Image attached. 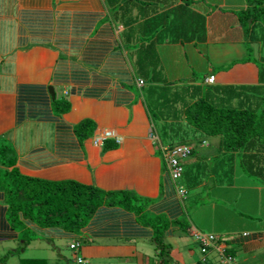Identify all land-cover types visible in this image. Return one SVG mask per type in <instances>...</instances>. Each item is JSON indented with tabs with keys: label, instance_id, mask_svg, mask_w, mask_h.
Returning a JSON list of instances; mask_svg holds the SVG:
<instances>
[{
	"label": "crops",
	"instance_id": "1",
	"mask_svg": "<svg viewBox=\"0 0 264 264\" xmlns=\"http://www.w3.org/2000/svg\"><path fill=\"white\" fill-rule=\"evenodd\" d=\"M105 3V0H0V138L14 146L15 167L25 175L50 181L74 180L106 191H126L140 204L146 201L143 213L186 218L192 229L207 231L198 224L207 225V217L211 216L210 231L228 239L227 246L235 252L233 264H264V180L255 173L252 178L247 177L238 158L241 151H226L220 137L214 141L209 137L205 138L207 145L193 142L198 145L197 155L185 164L181 180L187 188L196 174L203 172L198 186L189 190L188 198L193 203L180 200L162 155L165 143L160 138L159 126L145 103L143 88L147 81L143 78L145 85L139 84L141 77L136 73L132 49L126 47L122 36L126 27L112 17ZM180 4L182 0L172 5L160 3L156 14ZM153 14L140 18L139 22L154 18ZM167 19L173 20L172 16ZM208 31L203 40L196 34L191 40L160 41L161 60L164 55L180 56L187 44H194L195 50L196 45H206L209 71L211 62L220 66L229 62L227 56L231 54L239 59L246 56L241 41H211ZM164 47L162 52L160 48ZM167 60L172 62L171 58ZM162 64L163 72L169 76L166 61ZM244 64L238 61L235 67L224 70L229 77L223 78V71L218 75L212 72L215 83L257 84L258 68L250 62ZM248 67L255 73L253 83L243 79ZM206 79L186 83L200 85ZM169 82L185 83L178 79L176 83ZM56 98L69 100L70 109L60 114L54 112L52 102ZM84 119L93 120L95 129L81 138L75 127ZM105 129L114 130L122 141L108 140L95 145L94 136ZM244 154L264 160V151L249 149ZM212 159L214 163L209 165ZM250 161L255 163L256 156H250ZM199 211L207 216H201L197 224ZM144 217L121 205L100 207L83 229L91 240L87 251L101 255L104 264H149L148 254L153 252L152 257L159 264L162 257L152 241L153 229L145 224ZM30 226L46 238L71 237L59 227ZM187 235L179 226H171L165 238L172 245L171 257L172 252L175 256L181 252L183 258L186 250L183 246H194V240L191 245L181 241ZM139 239L150 241L154 248L141 246ZM21 241L19 230L10 226L6 212L2 211L0 242L3 248L6 246L5 250L9 249L5 253L7 259ZM100 249L105 252L100 253ZM144 249L140 261L136 252ZM216 252L211 249L202 259L196 257L197 261L211 263L209 255ZM58 256H62L61 250ZM6 260L3 262L7 263Z\"/></svg>",
	"mask_w": 264,
	"mask_h": 264
},
{
	"label": "trees",
	"instance_id": "2",
	"mask_svg": "<svg viewBox=\"0 0 264 264\" xmlns=\"http://www.w3.org/2000/svg\"><path fill=\"white\" fill-rule=\"evenodd\" d=\"M175 1L105 0L112 17L126 27L122 36L126 47L132 49L136 73L143 81H147L143 88L145 103L150 116L159 126L160 138L166 146L171 147L178 143H201L205 138L220 137L224 150L241 151L238 158L244 172L255 173L260 180H264V160L261 161L260 156L250 155L256 156V162L251 163L249 154H244L249 149L264 151V0H182V4L168 8L162 14H156L160 10V3L172 5ZM153 13L156 14L154 18L145 23L139 22L140 18H149ZM170 16L173 19L171 22L167 19ZM207 30L211 41L218 39L244 43L247 56L241 60L244 63H255L258 68L257 84L186 83L215 77L211 74L214 71L208 70L210 62L205 44L196 45V50L193 49L194 44H187L180 56L163 54L161 60L158 50L160 41L165 38L191 40L196 34L203 40ZM165 49L160 48L162 52ZM253 49L257 57L252 56ZM169 58L172 59L171 64L167 62ZM164 61L167 63L169 76L163 72ZM234 63H238V60L222 66L221 69L228 70ZM177 79L185 83L171 85L169 82L176 83ZM52 104L57 114L70 109L67 99L56 98ZM94 129L95 123L91 119H84L75 127L81 138L91 135ZM1 138L4 141H0V213L5 211L7 222L21 234L22 241L19 248H15V253L20 248H27L38 236L31 224L40 228L59 227L70 234L68 247L73 252V258L70 259L61 251L63 260L68 263L93 264L95 254L86 249L91 240L83 233V229L97 210L105 205H121L145 216L144 222L153 229L152 241L162 257L159 264H173L172 245L165 242L172 225H177L186 234L192 235L186 218L169 219L163 214L143 213L146 201L143 200L144 203L140 204V200H135L126 191H106L96 185L74 180L55 182L23 174L15 167L17 155L14 146L4 137ZM195 147L188 157L182 159L184 166L197 155L198 148ZM230 156L234 157L233 154ZM213 160L215 159L209 165L214 163ZM221 164H224L223 160ZM202 173L200 171V175L196 174L187 186L186 202L189 200V190L198 186L201 176L203 177ZM203 190L201 192L206 191ZM189 201L193 203V199ZM201 216L207 215L200 212L198 219H195L197 224ZM210 217H207V225H198L207 230L204 232L214 233L210 231ZM219 239L221 240L220 237ZM197 245L199 246L198 243ZM234 253L233 248L223 251V255L234 256ZM29 261L38 260H21L22 264H28Z\"/></svg>",
	"mask_w": 264,
	"mask_h": 264
},
{
	"label": "rangeland",
	"instance_id": "3",
	"mask_svg": "<svg viewBox=\"0 0 264 264\" xmlns=\"http://www.w3.org/2000/svg\"><path fill=\"white\" fill-rule=\"evenodd\" d=\"M106 4V3H105ZM244 48V43H241ZM240 46V45H239ZM254 48L256 49V46L253 44ZM255 49H253L252 51V56L253 57H257L256 51ZM246 52V49H245ZM247 56V54H246ZM238 56L236 54H231L229 56H227V59L229 60V62L227 63H232L235 62L234 60H237L239 58H237ZM211 61V60H210ZM240 64L245 65L244 62H242L241 58L238 60ZM226 62L219 65L214 66L213 62H211L212 66V71H214V73L216 75L220 74V72H222L223 70L221 69L222 66L224 65H228ZM250 64L255 65V63L250 62ZM236 66V63L233 64V67ZM239 66V65H238ZM250 66V65H249ZM257 67V66H256ZM235 70V69H234ZM223 74V78L224 76L229 77V75L227 73H225L224 71L221 73ZM247 75L243 78L244 81H246L247 83H253L254 78H255V73L251 72L250 68L248 67V73H246ZM233 76L235 77L236 74H233ZM221 79V78H220ZM241 79V78H239ZM214 139H217V137H211V140L214 141ZM0 141H4L3 138H0ZM251 176H255L252 173L247 174L248 178H252ZM232 208V207H231ZM197 207H194V210H196ZM192 226V225H190ZM183 231V230H182ZM192 231V228H191ZM184 239H181V241H186V243H189L188 245H191L193 239L191 236L187 235L184 236ZM225 237V236H224ZM140 241V245L141 246H145V247H151L154 248L153 245L151 244V242H144L142 241V239H139ZM179 241V239L177 240V242ZM101 242H105V240H101ZM12 243V242H11ZM9 244V243H8ZM19 243H17V246H15L16 249L19 248ZM192 247H185V245L183 246L186 250L183 251V253L185 254V256L182 258L181 256V252L180 254H177L176 256L173 255L172 252V257L173 259L171 260L173 262V264H222V259L219 256L218 252H221L222 248L226 245L225 243H221L220 246L217 249H214V251H218L216 253H214L213 255L210 254V261L211 263H205L202 260L200 262L197 261V258L202 259L205 254H203L201 252L200 247L196 244V243H192ZM4 246V244H2L0 242V264H22L21 260L22 259H31V260H38L37 262H31L29 261L28 264H59L61 262V264H76L75 262H69L66 260H63L64 257L63 256H58V250H61L62 253L67 257V258H73V252L72 250L68 247V238L63 237V238H54V239H50V238H46V236L44 235H38L35 237V239H33L29 245V247L27 248H20V250H18L17 253H14L13 255L9 256L7 259V249L6 250L2 247ZM191 248V249H190ZM153 250V249H152ZM145 249L143 251H138L136 252V257H139V260L141 261V255L144 253ZM100 252V251H99ZM104 249H102V252L100 253H104ZM150 259H149V264H156L157 259H155L153 256V252L148 254ZM171 257V258H172ZM190 257L191 258L188 262H185L186 260H188ZM195 257V258H194ZM197 257V258H196ZM8 260L7 263H4V260ZM3 260V261H2ZM6 260V261H7ZM224 260V259H223ZM93 264H104L105 263V259L102 258L101 255H95V259L92 261ZM233 264V263H232Z\"/></svg>",
	"mask_w": 264,
	"mask_h": 264
},
{
	"label": "built area",
	"instance_id": "4",
	"mask_svg": "<svg viewBox=\"0 0 264 264\" xmlns=\"http://www.w3.org/2000/svg\"><path fill=\"white\" fill-rule=\"evenodd\" d=\"M215 82V77L210 76L206 79V83L212 84ZM143 81L139 80V84H142ZM114 139L117 143L122 141V138L114 132L112 129H105L101 133H98L94 136L93 141L95 145H103L106 141ZM193 150V146L190 144H176L174 146H165L163 148V155L166 161V164L169 168V174L171 179L174 182H177L181 179L184 166L182 164V159L188 157ZM181 196H185V189L182 186L177 188ZM195 240L201 245L203 252L207 250L208 247L214 246L217 237L214 233H205L198 230L193 232ZM74 245H72L73 247Z\"/></svg>",
	"mask_w": 264,
	"mask_h": 264
},
{
	"label": "clouds",
	"instance_id": "5",
	"mask_svg": "<svg viewBox=\"0 0 264 264\" xmlns=\"http://www.w3.org/2000/svg\"><path fill=\"white\" fill-rule=\"evenodd\" d=\"M140 80H142V79H140ZM143 81V80H142ZM213 84V83H212ZM141 86H144L145 85V82L143 81V83L142 84H140ZM119 136V135H118ZM155 137V136H154ZM158 135H157V140H158ZM110 140H114V139H110ZM120 143V142H119ZM201 143H203V144H205V145H207V142H206V140H204L203 142H201ZM178 144H180V143H178ZM183 144H190V145H192L193 146V148L195 147V148H197V144H194V143H192V142H190V143H183ZM176 145V144H175ZM166 145H164L163 147H162V155H163V148L165 147ZM163 158H164V155H163ZM165 159V158H164ZM183 163V162H182ZM167 165V164H166ZM183 166H184V164H183ZM167 168H168V166H167ZM184 171H185V166H184ZM184 171H183V174H184ZM168 172H169V168H168ZM183 174H182V177H183ZM170 175V174H169ZM182 177H181V179L179 180V181H177V182H174L172 179V182H173V184H174V186H175V190H176V192H177V194H178V196H179V198H180V200L181 201H183L184 199H185V197L187 196V194H186V188L184 187V185L181 183V180H182ZM170 178H171V176H170ZM179 186H182L184 189H185V196H181L180 194H179V192H178V190H177V188L179 187ZM195 230H197V229H193L192 230V237H193V240H194V242L197 244L198 242L195 240V238H194V236H193V232L195 231ZM198 231H201V230H198ZM201 232H204V231H201ZM205 233H210V232H205ZM216 237H217V240L215 241V245L214 246H210V247H208V248H210V249H208L207 248V252L209 251V250H211V249H217L219 246H220V244L221 243H225L226 245L222 248V250H221V252H218V253H220V255H221V259H222V264H232V262L235 260V257L234 256H232L231 254H228V255H223V251H224V249H226V248H229L228 246H227V238L226 237H224V236H221V235H219V234H216ZM219 237L221 238V240L219 239ZM219 239V240H218ZM199 244V243H198ZM199 247H200V249H201V245L199 244ZM201 252H203L202 251V249H201ZM205 253V252H204ZM224 259V260H223Z\"/></svg>",
	"mask_w": 264,
	"mask_h": 264
},
{
	"label": "water",
	"instance_id": "6",
	"mask_svg": "<svg viewBox=\"0 0 264 264\" xmlns=\"http://www.w3.org/2000/svg\"><path fill=\"white\" fill-rule=\"evenodd\" d=\"M49 92H50L52 98L54 99V97H55V93H54V89H53L52 86L49 87Z\"/></svg>",
	"mask_w": 264,
	"mask_h": 264
}]
</instances>
